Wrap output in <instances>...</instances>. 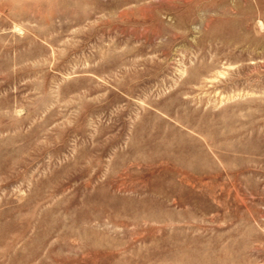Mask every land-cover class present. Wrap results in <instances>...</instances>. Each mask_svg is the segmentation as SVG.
Returning <instances> with one entry per match:
<instances>
[{"label":"rangeland","instance_id":"rangeland-1","mask_svg":"<svg viewBox=\"0 0 264 264\" xmlns=\"http://www.w3.org/2000/svg\"><path fill=\"white\" fill-rule=\"evenodd\" d=\"M0 264H264V0H0Z\"/></svg>","mask_w":264,"mask_h":264},{"label":"bare ground","instance_id":"bare-ground-1","mask_svg":"<svg viewBox=\"0 0 264 264\" xmlns=\"http://www.w3.org/2000/svg\"><path fill=\"white\" fill-rule=\"evenodd\" d=\"M165 147H167L166 150H168V148H169L168 147V143H167V146H165ZM155 148H158V147H155ZM171 150H173V149H171ZM166 158L168 159V157H166ZM175 165H178V164L176 163ZM179 169L178 168H175V171L174 172H176V171L182 172L183 171V170L181 171V169L180 170ZM157 211L158 210L156 209V207L151 206V204H149V203H143V204H141V206L139 207V209H137L135 211V213H133V216L132 217H129L128 219L125 218L124 220H120V221L118 220L116 224L117 225H120V226H124V225L128 226V225H138L141 221H144V220H157V218H158V216H157L158 215V212ZM64 246H68V245H64ZM53 249L54 248H52L51 251H54Z\"/></svg>","mask_w":264,"mask_h":264}]
</instances>
